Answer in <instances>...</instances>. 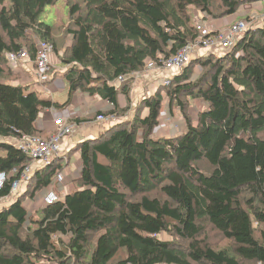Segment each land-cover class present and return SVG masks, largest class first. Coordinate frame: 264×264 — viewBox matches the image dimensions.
Returning <instances> with one entry per match:
<instances>
[{"label": "trees", "instance_id": "1", "mask_svg": "<svg viewBox=\"0 0 264 264\" xmlns=\"http://www.w3.org/2000/svg\"><path fill=\"white\" fill-rule=\"evenodd\" d=\"M57 1L0 0V173L14 172L0 200L31 168L25 191L0 208V264H264V22L227 52L197 53L134 108L130 96L147 61L160 67L201 37L193 11L222 20L255 0H65L67 22L48 25L45 9ZM39 42L66 67L62 105L30 92L8 66L7 54L24 51L35 67ZM75 92L105 101L111 110L98 115L118 121L76 145L72 189L28 211L26 200L55 191L65 165L35 168L14 142L46 140L39 114L65 108ZM164 96L185 130L155 138ZM195 102L203 108L193 119Z\"/></svg>", "mask_w": 264, "mask_h": 264}, {"label": "crops", "instance_id": "2", "mask_svg": "<svg viewBox=\"0 0 264 264\" xmlns=\"http://www.w3.org/2000/svg\"><path fill=\"white\" fill-rule=\"evenodd\" d=\"M248 6V5H247ZM252 8V7H251ZM262 10V9H260ZM193 15L195 16L194 22L197 20L198 13L193 11ZM263 15V14H262ZM241 16H243L241 14ZM240 14H236L234 16L228 17L222 20H213L208 19V25L211 28L213 33L218 32L220 27L224 26L227 23H233L236 20H240ZM215 50H201L198 52L197 55L211 52ZM197 55L193 57L196 58ZM51 62L53 64L54 72L52 75H48V80L44 83H33V79L35 78L36 69L33 64L29 61L22 64L19 69V72H22V78L20 80V84L23 86H29L28 90L30 92H35L40 98L42 99H51L59 105L65 103L68 99V88L65 84L63 79V73L66 70V67L63 65L57 64L55 56H51ZM151 73V72H150ZM142 76V74H140ZM134 76L131 80V100H132V108H134L138 101L144 96L152 93L157 85V78L158 76H154V74H143L141 76ZM150 75V77H148ZM160 77V76H159ZM145 78V79H143ZM13 84H17L14 82ZM36 87L38 90H36ZM118 105L120 108H124L126 103L122 96L118 97ZM166 106V107H165ZM165 106H163V110L161 111V115L159 118V125L155 129L153 137L156 138L155 134L159 133L161 130L164 129V135L162 137H173L178 136L180 133L184 132L183 128H185L184 122L181 119L180 111L178 109H169L168 108V101L166 102ZM111 110V107L103 100L99 99L98 97H89L85 94L80 92H75L65 108H56L45 110L39 114L38 120L41 123V130L44 135L48 136V138L56 133L60 125L66 124H73L74 125V132L73 134L65 138L61 141L60 149L62 152L63 163L66 168V177L65 180L63 179V187L58 188L57 185L54 186L55 192L57 195L62 198L64 197L69 191L65 192L64 187H72V181L79 176V172L81 170L80 161L78 159V153L74 150L76 145L83 140L92 139L100 136L105 130H107L110 126L113 125L116 121V118L106 121V122H95V117L100 113H107ZM146 112H144V115ZM179 118L177 123H180V128L175 129L172 124L165 125L167 121L171 122L175 118ZM193 119H195L193 117ZM78 121V122H77ZM168 122V123H169ZM172 123V122H171ZM47 138V139H48ZM69 160V161H68ZM35 168H40V163H34ZM69 181L68 185L66 184V179ZM62 184V183H61ZM71 188H69L70 190ZM42 193V192H41ZM25 204V203H24ZM33 208L29 209L28 211L33 210V212L38 208L32 205ZM43 264H55V263H43Z\"/></svg>", "mask_w": 264, "mask_h": 264}, {"label": "built area", "instance_id": "3", "mask_svg": "<svg viewBox=\"0 0 264 264\" xmlns=\"http://www.w3.org/2000/svg\"><path fill=\"white\" fill-rule=\"evenodd\" d=\"M258 4L264 6V0H259ZM197 17L198 19L196 22V29L201 35L200 38L187 44L171 58L159 60L158 64H161L160 67H156V63L152 61H147L146 66L151 68L150 70L158 69L160 72H164V75L161 73L160 77L157 78V84H159V86H167L170 82L169 76H167L165 73L171 75L174 73L177 74L181 69L187 66L193 56L199 51L218 49V52L220 51L221 54L222 52H227L232 48L234 43L243 35L244 32L252 29L254 24L264 22L261 20V22H255L253 24V18H250L249 20H236L235 22L231 23V25H229L227 30L223 32H215L217 35H213L215 33L211 31V28L207 23L209 18L203 13H199ZM37 46L38 51L35 60V79H37L38 83H42L48 80L47 76L50 74V69L52 68L50 61L52 47L43 42L37 43ZM6 57L9 68L15 71H19L22 64L28 61V57L24 51H21L19 54H7ZM146 70L149 71L148 69ZM125 79V77H119L115 83V86H118L119 83ZM94 121L106 122L107 117L98 115ZM36 128H42L39 120L36 122ZM73 132L74 125L64 123L60 125L56 133L51 135L46 140L40 139L37 136H23L14 143L24 153L28 154L33 159L34 163H40V166H46L51 164L54 159L62 158V152L60 149L61 141L70 137ZM0 142H4V140L0 139ZM13 174L14 172H11L10 174L0 173V191L2 190L5 182L8 181L13 176ZM30 176L31 168L26 167L23 169V171H21V173H19L12 181L10 186V194L6 198L17 196L21 190L25 189ZM63 179L64 174L62 169L56 173L53 184L60 185ZM58 200L59 199L55 191L49 189L43 197V205H51Z\"/></svg>", "mask_w": 264, "mask_h": 264}, {"label": "rangeland", "instance_id": "4", "mask_svg": "<svg viewBox=\"0 0 264 264\" xmlns=\"http://www.w3.org/2000/svg\"><path fill=\"white\" fill-rule=\"evenodd\" d=\"M259 3V0H255V1H253V2H249V3H246V4H244L240 9H239V11H238V14H240V16H241V14L243 15V16H241L240 17V19L241 20H243V19H247V20H249L250 18H253L252 19V21H253V24L255 23V22H261V20L262 21H264V6L263 5H260V4H258ZM248 5V6H247ZM252 7V8H251ZM260 9H262V10H260ZM68 14V9H67V7H66V5H65V0H58L57 1V3L55 4V5H53V6H50V7H47L46 9H45V14L43 15V18H42V21L44 22V23H46V24H48V25H50V24H52L53 22H61V23H65V22H67V15ZM263 14V15H262ZM251 16H253V17H251ZM226 19V18H225ZM224 20V19H223ZM223 25L224 26H222V27H220V30H218L219 32H223V31H225V30H227L228 29V27H229V25H231V23H227V24H224L223 23ZM223 53V52H222ZM55 59H56V57H55ZM57 64H58V61H57ZM145 69H148L149 71H146V72H143L142 73V76H143V74H154V76H160L161 75V73L163 74L164 72H160L158 69H156V70H150L151 68H148L147 66H146V68ZM150 71H152L151 73H150ZM166 75L168 74V73H165ZM150 75L148 76V77H150ZM164 75V74H163ZM168 75H171V74H168ZM141 76V75H140ZM142 76H141V78H142ZM143 79H145V78H143ZM38 84V83H37ZM159 86V84H157V87ZM156 87V88H157ZM36 90H38L37 89V87H36ZM125 101V100H124ZM168 101V99H167V97H165L164 96V99H163V104H164V106H165V104H166V102ZM197 102H195V103H193V104H191L190 106H191V109H190V114H191V116H192V118L194 117H196V114H197V112L199 111V110H202V108H203V106L202 105H200L199 103L198 104H196ZM123 107H125V105L123 106ZM166 107V106H165ZM179 120V118L177 117V118H175V119H173L171 122H169V121H167V123L165 124V125H171L172 124V126L175 128V129H179L180 128V123H177V121ZM169 122V123H168ZM185 128H183V130H184ZM162 135H164V129L163 130H161L159 133H156L155 134V136H156V138H161L162 137ZM4 154H3V152L0 150V157H2ZM65 158V157H64ZM69 161V160H68ZM65 163V162H64ZM65 167V166H64ZM65 172H66V168H65V170L63 169V174H64V180H65V177H66V174H65ZM69 181V178H68V180L66 179V184L68 185L69 183H67ZM63 182H62V184H60V185H57L56 187H58V188H62L63 187ZM69 188H71V187H68V189H67V187H64V191L65 192H67V191H69ZM72 189V188H71ZM47 190L48 189H46L45 191H42V193L40 192L36 197H35V199L34 200H32L31 202L30 201H27L26 200V202H25V204H24V206H25V208L28 210V208L29 209H31V208H33V206L32 205H34L35 206V208L36 207H39V206H42V202H43V197H44V195L46 194V192H47ZM25 191V189H23V190H21L20 191V193H23ZM58 196V195H57ZM16 197L17 196H11V197H9V198H6V199H3V200H0V208H4V207H8L11 203H13L14 201H15V199H16ZM212 238V239H211ZM210 242H211V244L213 245V244H216L217 243V245L220 247V248H224L226 245H228L227 244V240H225V239H221V238H215L214 236H212L211 235V237H210ZM213 241V242H212ZM216 242V243H215Z\"/></svg>", "mask_w": 264, "mask_h": 264}]
</instances>
